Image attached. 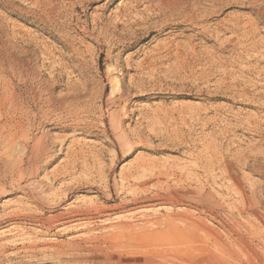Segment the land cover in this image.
<instances>
[{"label":"rangeland","instance_id":"1","mask_svg":"<svg viewBox=\"0 0 264 264\" xmlns=\"http://www.w3.org/2000/svg\"><path fill=\"white\" fill-rule=\"evenodd\" d=\"M254 2L0 0V96L8 56L34 99L28 136L0 139V264H219L201 227L230 237L224 170L264 161Z\"/></svg>","mask_w":264,"mask_h":264},{"label":"bare ground","instance_id":"2","mask_svg":"<svg viewBox=\"0 0 264 264\" xmlns=\"http://www.w3.org/2000/svg\"><path fill=\"white\" fill-rule=\"evenodd\" d=\"M260 1L262 3H261V6H259V8H258V14H259L260 19L262 20V22L264 24V0H260ZM258 2H259V0H255L254 3H258ZM263 29H264V26H263ZM256 31H257V29H255V32ZM258 42H256L254 44L255 45L254 49H257V47L259 45L261 47H263L264 43L262 44L260 42V44H259ZM263 50H264V48H263ZM256 52H258V51H256ZM2 68L3 69L1 72H3V77H4V79L2 81L4 94L2 96H0V117L1 118L4 117L5 120H4V122L2 121L3 123L0 124V139H4L6 142V140H10V139L14 140L18 135H21V134L28 136V130L29 129L27 130V127H26L27 123L25 124L24 120L28 119L29 116L31 115V110H30L29 104H30V100L34 101V99L29 97V95L23 96V94L19 93V91L17 90L18 87H16L13 83V81L16 79L19 81H21V80L24 81L25 79L27 80V78H29L30 71H29V67L25 63V61H23L21 59L10 60L8 56H5L3 63H2ZM30 78H31V76H30ZM260 95H261V93H260ZM260 99H261V97H260ZM0 120H2V119H0ZM29 125H30V123H29ZM263 140H264V138H263ZM12 145L16 147V145L11 144V146ZM4 149H6V148H4ZM13 150H14V148H13ZM7 151H10V150H7ZM2 154H0V155H2ZM243 154H245V153H243ZM249 155H251V154H249ZM13 156H14V154H13ZM238 157H239V155H238ZM251 157H252V160H249ZM260 159H261L260 155L254 156V157H253V155L252 156L243 155L242 157H240L238 159L237 165H233V164L229 163L230 165H228L226 167V169L224 170L225 176H226L225 178H226V180H228V182H230L231 191L235 194V196L238 199L237 201L240 204L236 208V212L229 210L230 213H228V214H230V215H228V216L226 215L227 216L226 217L227 222L222 221L220 223V224H222V227L230 233V237H229L228 241L223 242L217 233H215L213 230H211L209 228H206L208 226L201 227V228H203V230H205L209 234V236H211V241L213 240L214 246L217 248V252L218 251L220 252V254L218 252L219 255L216 257L219 264H260L261 256H263V259H264V161L262 162ZM262 159H263V157H262ZM250 163H252V168H250V171L253 174L258 175L263 179L262 183L259 185H256V184L251 185L250 184L251 186L250 185L248 186L245 184V182L243 183V182L239 181L240 173H239L238 168L248 169L249 167H251ZM7 164H9V163H7ZM32 164H34V163L32 162ZM38 164H40V163H38ZM38 164H36V165H38ZM237 201L235 200V202H237ZM234 204H235L234 206H236V203H234ZM95 205L93 206L94 208L91 207L95 212H97L99 214L104 213V212L105 213L108 212V208L105 211L104 208L98 209V207L96 208ZM231 206H232V204H231ZM88 213H90V212H88ZM88 213H81L79 215H76L73 213H68V211H67L66 214H61L57 217H52V219L53 220L55 219L57 222H60L61 224L89 221L90 219L88 218L89 217ZM219 215H217L216 213H212V216L215 220H220ZM41 222L42 221L39 220V223H41ZM192 222L196 223V224L200 223V221L199 222L192 221ZM175 225H176V223H175ZM196 228H198V227H196ZM205 241H206V239H205ZM216 255H217V253H216ZM212 257H214V256H212ZM212 264H214V263H212ZM262 264H264V263H262Z\"/></svg>","mask_w":264,"mask_h":264}]
</instances>
